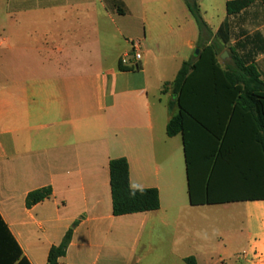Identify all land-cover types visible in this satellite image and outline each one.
Returning a JSON list of instances; mask_svg holds the SVG:
<instances>
[{
  "label": "crops",
  "instance_id": "1",
  "mask_svg": "<svg viewBox=\"0 0 264 264\" xmlns=\"http://www.w3.org/2000/svg\"><path fill=\"white\" fill-rule=\"evenodd\" d=\"M229 1H200L202 37L185 0H118L124 15L110 0H0V216L30 264H48L71 228L58 264H162L158 226L176 233L171 256L184 264H264V201L240 203L244 239L228 229L216 247L200 245L210 206L190 204L183 139L167 134L179 109L164 85L200 38L222 68L237 55L264 81V7L228 16ZM225 23L228 44L217 36ZM121 158L132 189L158 190L159 210L113 215L110 162ZM47 187L52 197L27 208Z\"/></svg>",
  "mask_w": 264,
  "mask_h": 264
},
{
  "label": "trees",
  "instance_id": "2",
  "mask_svg": "<svg viewBox=\"0 0 264 264\" xmlns=\"http://www.w3.org/2000/svg\"><path fill=\"white\" fill-rule=\"evenodd\" d=\"M119 14L126 11L117 3ZM200 32H209L200 1L185 0ZM256 2L233 0L226 5L228 16L238 15ZM217 36L228 44L230 31L223 24ZM200 55L184 62L176 79L164 85L172 89L179 112L168 124L169 137L182 136L186 160L189 201L192 206L225 205L264 201V81L254 65L237 55L234 67L222 68L215 43L197 44ZM120 70L129 71L122 65ZM110 182L115 217L154 212L160 209L157 189H135L130 195V168L124 158L110 162ZM50 187L29 193L27 208L50 199ZM71 228L62 242L52 247L48 264H58L72 241ZM186 264H198L195 257ZM0 264H30L0 216Z\"/></svg>",
  "mask_w": 264,
  "mask_h": 264
},
{
  "label": "rangeland",
  "instance_id": "3",
  "mask_svg": "<svg viewBox=\"0 0 264 264\" xmlns=\"http://www.w3.org/2000/svg\"><path fill=\"white\" fill-rule=\"evenodd\" d=\"M195 51L196 50L193 51V56ZM9 62H12L13 64L20 63V61ZM199 217L206 220L205 223H201L195 227L197 232L205 234L206 241H202V243H200L202 246L208 245L210 247H216L220 242L219 236H222L221 232L228 229H242L244 234L243 236L242 234L240 236L242 239H244L246 218L243 204L212 205L208 207L207 212L200 213ZM154 233L157 236H162L163 238L162 243H159L160 247L157 249V251L159 250L157 254L160 255L159 257H162V264H184L177 257L171 256V246L174 244V239L172 236L176 234L172 228L158 226L156 227V231ZM147 234L148 232H145L146 236ZM144 241L145 240H143L142 244H147V242L144 243ZM150 244L155 245L157 243L153 241V243ZM143 250V247H141L138 256L143 254ZM153 260L154 255L148 257V259L145 261L148 263Z\"/></svg>",
  "mask_w": 264,
  "mask_h": 264
},
{
  "label": "built area",
  "instance_id": "4",
  "mask_svg": "<svg viewBox=\"0 0 264 264\" xmlns=\"http://www.w3.org/2000/svg\"><path fill=\"white\" fill-rule=\"evenodd\" d=\"M137 47H138V45H136V44L133 46L134 51H135V60L139 61L141 59V54L138 52ZM121 62H122V65H126L125 59H123Z\"/></svg>",
  "mask_w": 264,
  "mask_h": 264
},
{
  "label": "water",
  "instance_id": "5",
  "mask_svg": "<svg viewBox=\"0 0 264 264\" xmlns=\"http://www.w3.org/2000/svg\"><path fill=\"white\" fill-rule=\"evenodd\" d=\"M199 55H200V50H199V49H196L194 56H195L196 58H198Z\"/></svg>",
  "mask_w": 264,
  "mask_h": 264
},
{
  "label": "clouds",
  "instance_id": "6",
  "mask_svg": "<svg viewBox=\"0 0 264 264\" xmlns=\"http://www.w3.org/2000/svg\"><path fill=\"white\" fill-rule=\"evenodd\" d=\"M130 195H135V189H132L131 191H130Z\"/></svg>",
  "mask_w": 264,
  "mask_h": 264
}]
</instances>
